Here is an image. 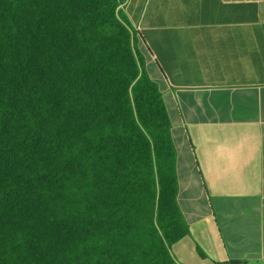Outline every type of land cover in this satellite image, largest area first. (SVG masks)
Here are the masks:
<instances>
[{
  "label": "trees",
  "instance_id": "1",
  "mask_svg": "<svg viewBox=\"0 0 264 264\" xmlns=\"http://www.w3.org/2000/svg\"><path fill=\"white\" fill-rule=\"evenodd\" d=\"M126 1L0 0V264H182L172 120Z\"/></svg>",
  "mask_w": 264,
  "mask_h": 264
},
{
  "label": "crops",
  "instance_id": "2",
  "mask_svg": "<svg viewBox=\"0 0 264 264\" xmlns=\"http://www.w3.org/2000/svg\"><path fill=\"white\" fill-rule=\"evenodd\" d=\"M122 8L172 120L190 229L173 254L182 264H264V0Z\"/></svg>",
  "mask_w": 264,
  "mask_h": 264
}]
</instances>
